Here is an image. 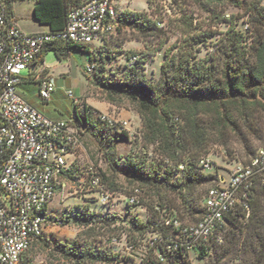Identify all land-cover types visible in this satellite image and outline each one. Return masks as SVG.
Here are the masks:
<instances>
[{"label":"trees","instance_id":"obj_1","mask_svg":"<svg viewBox=\"0 0 264 264\" xmlns=\"http://www.w3.org/2000/svg\"><path fill=\"white\" fill-rule=\"evenodd\" d=\"M146 2L150 14L117 12V31L127 27L130 40L147 47L151 45L154 51L160 50L171 39V34H179L172 48L164 52L160 67L162 80L157 85L150 82L141 71L144 61L130 53L126 55V62L136 65L128 67L122 77L102 83L108 103L115 105L119 101H128L136 107L142 122L141 135L138 138L121 125L103 121V115L86 103L76 102L72 115L80 139L85 130L97 124L105 133L101 139L111 150L121 142L139 144L138 153L123 161L122 174L130 186L128 189L118 191L112 183L106 185L104 175L99 173L103 184L112 192L127 196L131 189L138 187L144 196L138 205L125 201L130 214L128 220L116 215L99 217L96 208L90 209L93 203L99 204L90 195L86 167H79L75 175L65 168L61 181L76 182L75 190L83 193L80 197L83 204L74 209L82 231L73 242H58L52 249L48 248L50 254L67 264H128L134 261L133 256L140 258V264H160L159 255L165 260L163 264H179L194 253L204 256L213 247L222 246L226 235L230 232L232 238L235 237L240 220L245 219L252 221V242L248 243L253 256L255 254L253 264H264V184L259 182L251 189L249 216L237 208L227 217L222 244L210 241L189 255L168 252L162 243L149 244L155 235L166 238L175 234V230L164 224L166 220L177 219L184 224L199 220L209 189L202 194L201 188L217 186L222 181L213 171L206 172L199 165L200 159L207 158L212 145L226 147L235 140L248 147L251 139L264 141V0H171L175 8H170V12L176 17L168 18L166 26L163 24V6L157 0ZM72 5L73 2L67 0H40L34 3L33 18L51 32L60 31ZM191 7L205 15L207 26L204 27L202 21H195ZM230 10L240 14L229 15ZM243 18H246L245 29L238 27ZM221 23L227 25V30L215 51L197 57L199 46H206L208 40L218 34L213 27ZM110 38L112 36L103 38L99 43L104 44ZM89 46L55 44L44 52L53 51L60 60L74 50L86 52L89 63L95 64L92 76L97 78L104 70L106 57L96 59ZM173 48L177 50L171 53ZM134 57L136 60L132 61ZM42 61L40 57L39 63ZM27 81L38 84L32 77ZM81 128H85L84 131ZM180 166L183 168L179 169ZM136 207L144 211L143 217L138 211H131ZM57 218L65 226L69 216ZM122 222L128 227L121 225ZM112 238L122 241L124 246H132L129 255L113 249ZM42 240L47 242L49 236L43 233L33 243ZM33 243L21 256L19 264L30 263L29 258L24 260V255L31 251Z\"/></svg>","mask_w":264,"mask_h":264},{"label":"built area","instance_id":"obj_2","mask_svg":"<svg viewBox=\"0 0 264 264\" xmlns=\"http://www.w3.org/2000/svg\"><path fill=\"white\" fill-rule=\"evenodd\" d=\"M14 1L40 0H0V264H19L21 256L48 226H64L46 208L58 188L66 189V183L61 181L65 156L75 153L82 145L73 126V116L70 121L47 119L22 98L17 87L32 77L38 82V97L48 102L54 85L32 70L44 50L55 44L99 43L114 36L119 26L116 6L120 0H67L73 5L62 30L26 33L18 27L11 12ZM135 60L136 57L132 59ZM25 71L27 78L22 77ZM84 72L93 75L95 64L88 63ZM67 96L73 98L72 92L68 91ZM101 119L112 124L105 115ZM121 124L125 130L127 122ZM199 165L206 172L213 171V164L207 158L200 159ZM86 172L90 195L99 205H110L116 193L103 184L94 166L88 165ZM255 182L264 184V146L246 164L231 169L227 179L222 178L219 185L207 190L203 213L196 223L166 220L164 224L175 230V234L166 238L155 235L149 244L162 243L168 252L182 255H189L210 241L222 244L227 217L237 208L249 216ZM143 196V190L134 187L124 199L130 205H138ZM110 244L115 249L117 239L112 238ZM131 251L132 246H124L123 253L129 255ZM158 260L160 264L165 261L161 255Z\"/></svg>","mask_w":264,"mask_h":264},{"label":"rangeland","instance_id":"obj_3","mask_svg":"<svg viewBox=\"0 0 264 264\" xmlns=\"http://www.w3.org/2000/svg\"><path fill=\"white\" fill-rule=\"evenodd\" d=\"M157 1L159 5L163 6V24L166 26L168 18L176 17L170 12V8L173 10L175 4L171 0ZM33 7V1H14L10 7L18 27L26 33L45 31L47 29L46 26L39 25L34 20ZM116 8L118 14L126 11L151 13L146 0H120L117 2ZM189 9L193 12L195 21H202L204 27L208 25L207 20H204V14H200L194 7ZM232 13L234 15L240 14L237 10H230L229 15ZM244 21H246V18L239 20V28H246ZM213 29L218 34L208 40L206 46H199L197 57H204L208 53L215 51L216 44H218L219 39L223 38L227 30V25L221 23L214 25ZM130 37V32L125 27L121 31H117L104 44L94 43L89 46L96 59L99 60L101 56L106 57L103 64L104 70L101 74H98L97 78L84 72L85 66L89 63L88 53L74 50L68 57L59 61L53 51H48L44 54V62L40 65L39 70L42 69L41 76L47 77L54 85L51 99L46 103L43 102L38 97V84L27 81V79L17 87L18 93L23 99L44 113L47 118L58 117L63 121L72 119L75 104L73 99L78 101L81 99L80 104L87 102L101 111L100 114L105 115L113 123L122 125V122H127V126H124L125 130L139 138L142 131V122L136 112V107L128 101H119L115 105L108 103L102 83L122 77L127 72L128 67L136 65L135 62H129L128 64L126 62V55L131 53L137 55L138 60L144 61V69L141 71L150 82L157 85L162 80L160 67L164 61V52L173 45L179 34H171V39L160 50L156 51H154L153 46L148 45L147 47L135 40H130ZM176 50L177 48H173L171 53ZM27 76L28 72H23L22 77L27 78ZM68 91L72 92L73 98L67 96ZM262 131L264 132V124ZM104 134V131L97 124L84 131L81 140L82 145L77 150L81 157L80 166H94L104 175L106 185H111L112 183L118 191L128 189L130 186L122 174L123 161L127 156H134L138 153L139 144L131 145L121 142L116 145L114 150H111L106 147V143L101 139ZM263 145L264 141L259 142L256 139H251L248 147H243L235 140H231L226 147L217 144L212 145L207 155V159L213 164L212 173L221 177V179H227L231 169L237 165L246 164L256 150ZM210 187V185H204L201 188V193L204 194ZM82 194V192H77L74 186H67L65 190L59 191L49 202L47 212L55 217L68 215V223L63 227L48 226L49 228H46L43 233L49 236V240L47 242L42 240L33 243L31 251L24 255L25 261L28 258L30 259L28 260L30 263L26 262V264H67L65 260L50 254L49 249H52L58 242L66 244L73 242L76 235L82 231L81 222L79 218L75 217L76 213L74 212L75 208L83 204L80 199ZM146 200L148 202L147 198ZM198 204L199 206L201 205V199ZM93 208H96L99 217L116 215L117 218L123 220H128L130 217V214L127 213L129 209L126 206L124 195L120 192H116V197L110 205L96 206L93 203L90 209ZM131 211H138L142 217L144 215V211L139 207L133 208ZM121 225L128 227V224L124 222ZM248 241L252 242V221L246 222L243 219L240 220L239 228L235 231V237L232 238V234L229 232L222 246L213 247L204 256L195 255L196 253H194L186 261L179 262V264H253L255 254L253 256L252 247L249 246ZM115 249L123 253V242L118 240ZM139 257H141L140 253ZM133 259L134 261L128 264H140V258L133 256Z\"/></svg>","mask_w":264,"mask_h":264},{"label":"crops","instance_id":"obj_4","mask_svg":"<svg viewBox=\"0 0 264 264\" xmlns=\"http://www.w3.org/2000/svg\"><path fill=\"white\" fill-rule=\"evenodd\" d=\"M11 7V6H10ZM47 27V26H46ZM46 31H49V29H48V27H47V29L45 30V31H38V32H33V33H39V32H46ZM46 52H48V51H45V52H43V54L41 55V57H42V62L41 63H39V60L36 62V63H38L37 65H36V67H35V70L37 71V73L41 76V70L42 69H40L39 70V67H40V65L44 62V54L46 53ZM59 61H60V59H58ZM62 60V59H61ZM89 61V60H88ZM42 78H47V77H44V76H41ZM52 96H53V94H52ZM51 96V97H52ZM51 97H50V99H51ZM49 99V100H50ZM28 102V101H27ZM81 102V99H79V103ZM29 103V102H28ZM84 103H86L88 106H91V105H89L87 102H84ZM30 104V103H29ZM31 106H33L34 107V105H32V104H30ZM92 108H94L93 106H91ZM38 112H40L36 107H34ZM95 110H97L99 113L101 112V111H99L98 109H96V108H94ZM43 116H45V114L44 113H42V112H40ZM46 117V116H45ZM47 118V117H46ZM47 119H49V120H52V121H63L62 119H60V118H58V117H56V118H47ZM84 129L85 128H81V130L82 131H84ZM81 140H82V138H81ZM78 151H76L75 153H70V154H67L66 156H65V162H66V171L67 172H69V173H71V172H73V174L75 175L76 174V171L79 169V167H81L80 166V162H81V157H80V155L77 153ZM63 181V180H62ZM78 181H81V179H79ZM65 182L67 183L66 184V187L67 186H71V187H76V185H77V183L76 182H71L70 180H65ZM59 191H61L59 188L57 189V193L59 192Z\"/></svg>","mask_w":264,"mask_h":264},{"label":"water","instance_id":"obj_5","mask_svg":"<svg viewBox=\"0 0 264 264\" xmlns=\"http://www.w3.org/2000/svg\"><path fill=\"white\" fill-rule=\"evenodd\" d=\"M35 67H36V65L34 64V65L32 66V70H34V69H35Z\"/></svg>","mask_w":264,"mask_h":264}]
</instances>
